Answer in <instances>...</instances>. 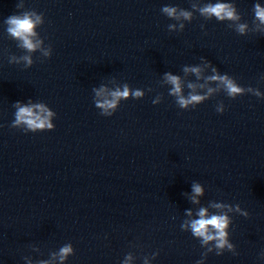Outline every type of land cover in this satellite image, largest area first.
Listing matches in <instances>:
<instances>
[{
	"label": "clouds",
	"instance_id": "1",
	"mask_svg": "<svg viewBox=\"0 0 264 264\" xmlns=\"http://www.w3.org/2000/svg\"><path fill=\"white\" fill-rule=\"evenodd\" d=\"M164 12H166L169 16H175L176 10L175 8H164ZM204 14L215 15L218 19L229 18L232 19L234 17L233 10L230 6L222 3H216L214 5L205 6L200 10ZM180 15L188 18L190 14L188 12H181ZM256 16L257 18L264 23V8H261L259 5L256 6ZM40 18L37 16L35 20L32 19V14L24 13L22 15H11L9 16L5 23L8 25L7 31L15 37H18L23 40V46L29 50L35 49L38 45L33 44L30 37L35 35L34 28L37 23H39ZM244 25L240 26V31H244ZM39 43V42H38ZM29 63L31 61L25 57ZM187 71V69H186ZM192 72L199 73V68H192ZM167 81L173 86L172 93L179 97L178 103L183 107L190 103L199 102L205 97L199 95H191L188 99H185L181 93V84L180 80L177 76L171 75L170 73L166 74ZM212 80L221 81L228 94L230 96H234L242 91V89L238 88L232 80L228 79L226 76H212L210 77ZM189 87H193V85H189ZM212 89H209L211 92ZM102 92H98L97 95H101ZM112 99L105 100L102 104L98 106L104 109L114 108L117 100L121 97H127L129 95V90L127 87L124 88L123 91L116 90L111 93ZM134 96L139 97L142 95L140 91H135L133 93ZM259 95V93H257ZM36 108H39L42 112L46 111L42 105H35ZM47 116H51V113H47ZM16 123H25L29 126V128H42L47 126L49 128L52 127L50 123H48L47 117H41L40 115H36L33 112L32 107L22 106L18 108L16 113ZM193 192L197 195L201 194L202 189L198 184L193 185ZM216 207H220V205H216ZM206 209H201L199 211V219L193 220L191 223V229L194 235L202 237L203 242L211 241L213 239L216 240V247L223 248L227 245L228 248H231L232 245L228 244L226 240V232L225 227L227 224V217L225 215H212L211 217L206 218ZM71 253V247L66 246L60 250V259L63 260L68 254Z\"/></svg>",
	"mask_w": 264,
	"mask_h": 264
}]
</instances>
